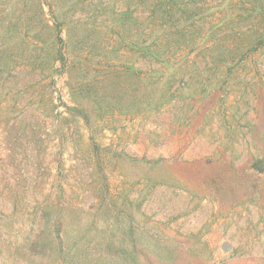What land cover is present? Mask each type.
I'll list each match as a JSON object with an SVG mask.
<instances>
[{
	"label": "rangeland",
	"instance_id": "1",
	"mask_svg": "<svg viewBox=\"0 0 264 264\" xmlns=\"http://www.w3.org/2000/svg\"><path fill=\"white\" fill-rule=\"evenodd\" d=\"M152 1H58L82 22L62 47L46 26L57 1L0 0V218L52 202L70 222L96 216L100 264H264V48L232 69L218 60L225 49L173 69L132 49L117 57L114 32L137 36L121 13L148 25ZM83 41L91 61L69 75L54 44L71 62ZM152 96L169 101L145 110Z\"/></svg>",
	"mask_w": 264,
	"mask_h": 264
},
{
	"label": "trees",
	"instance_id": "2",
	"mask_svg": "<svg viewBox=\"0 0 264 264\" xmlns=\"http://www.w3.org/2000/svg\"><path fill=\"white\" fill-rule=\"evenodd\" d=\"M55 1H57V7L53 11L55 23L50 26V22H47L46 26L55 30L62 47H68L72 44L73 30L75 31L82 22L68 21L61 17V14L69 13V7L64 8L65 4L61 5L58 1L70 0ZM72 4L74 7V2ZM226 7L228 9H225ZM236 10L238 13H234ZM133 14V8L127 9L121 13L117 21L128 33L132 25L137 26L135 34L137 36L133 40H128L126 34L121 31L114 32L119 38L114 39L112 48L117 57L120 51L132 49L140 59L173 69L185 67V59L196 54L198 50L199 53L201 50L215 60L217 52L225 49L227 52L220 58L218 56V60L220 59L228 69H232L240 67L249 55L264 48V0H153L148 25L140 22V18H133ZM236 20L246 22L243 25L239 24L240 21L236 25H229ZM64 30L69 36L68 40H63L61 37ZM248 35V41L235 51L227 47L228 39ZM120 40L123 41V45L118 46ZM80 46L81 49L75 50L77 52L73 55V61L70 62L68 54L62 47L57 50L54 44L55 59L61 63V68L68 70L69 75L71 70L79 69L83 61L90 60L88 56H85V53L91 52L85 48L89 45L83 41ZM100 64L105 68L113 66L115 71L113 64L116 63L106 65L100 62ZM82 73L83 71H80V75ZM136 73L143 81V72L138 70ZM71 79L73 80L72 77ZM71 89L74 90V86ZM81 91L87 98H97L89 94L87 88H82ZM148 99L145 110L157 108L169 101L165 97L161 100L153 96ZM100 107L106 111H113V107ZM79 109L80 107H77L75 110H78L88 121L87 114L83 109ZM66 209L72 210L68 206L64 207L63 204L56 205L52 202L39 204L34 211L27 213L22 211L20 205L16 203L14 215L20 214L23 216L22 219L11 217L12 221L9 223L10 218H0V239L4 240V242L0 241L3 243L0 246V264H100L105 256L100 243L104 226L100 225V220L96 216L89 222L81 218L70 222L64 213ZM118 217L119 215L115 217L113 223L115 231L118 228ZM115 231L111 233L115 239H112L111 243L116 242ZM5 245L9 249H4ZM123 253L130 256L127 251ZM113 256L115 258L117 255Z\"/></svg>",
	"mask_w": 264,
	"mask_h": 264
}]
</instances>
